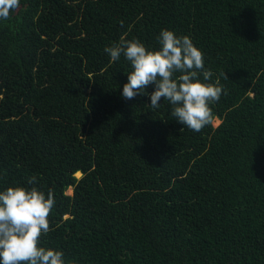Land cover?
Masks as SVG:
<instances>
[{"label": "trees", "instance_id": "16d2710c", "mask_svg": "<svg viewBox=\"0 0 264 264\" xmlns=\"http://www.w3.org/2000/svg\"><path fill=\"white\" fill-rule=\"evenodd\" d=\"M163 29L222 85L217 126L152 109L154 85L122 97L133 68L105 47L159 49ZM10 186L53 191L40 246L66 264H264V0H20L0 19Z\"/></svg>", "mask_w": 264, "mask_h": 264}, {"label": "clouds", "instance_id": "9594fccd", "mask_svg": "<svg viewBox=\"0 0 264 264\" xmlns=\"http://www.w3.org/2000/svg\"><path fill=\"white\" fill-rule=\"evenodd\" d=\"M19 6L20 0H0V19H8L10 11ZM158 42L160 48L152 50L138 39H121L105 47L112 61L123 55L133 68L122 97L131 100L147 94L146 88L154 85L149 106L157 109L161 98L167 100L175 120L199 132L213 123L210 105L220 100L223 87L219 80L208 82L213 73L204 69L203 53L189 36L178 37L163 29ZM35 181L33 176L28 183ZM54 206L51 189L45 194L36 187L10 186L0 192V264H66L63 251L40 246V237L50 230L48 217Z\"/></svg>", "mask_w": 264, "mask_h": 264}, {"label": "rangeland", "instance_id": "374dc122", "mask_svg": "<svg viewBox=\"0 0 264 264\" xmlns=\"http://www.w3.org/2000/svg\"><path fill=\"white\" fill-rule=\"evenodd\" d=\"M219 123H220V121H219L217 118H215L214 121H213V125H214V126H217ZM77 176H80V173H78ZM67 193H68V194H71V193H72V189L69 188V189L67 190Z\"/></svg>", "mask_w": 264, "mask_h": 264}, {"label": "bare ground", "instance_id": "6f19581e", "mask_svg": "<svg viewBox=\"0 0 264 264\" xmlns=\"http://www.w3.org/2000/svg\"><path fill=\"white\" fill-rule=\"evenodd\" d=\"M79 173V172H78ZM78 173L76 175H78Z\"/></svg>", "mask_w": 264, "mask_h": 264}]
</instances>
